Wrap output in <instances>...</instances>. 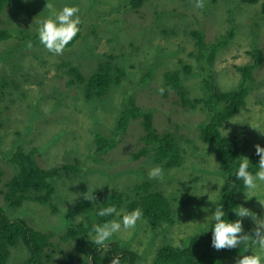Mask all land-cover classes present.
<instances>
[{"label": "rangeland", "instance_id": "1", "mask_svg": "<svg viewBox=\"0 0 264 264\" xmlns=\"http://www.w3.org/2000/svg\"><path fill=\"white\" fill-rule=\"evenodd\" d=\"M25 1L38 12L30 19L35 18L37 25L33 29L37 30L50 15L46 3L53 4L57 12L64 6L78 7L81 36L61 56L49 53L39 43L38 35L31 40V49L25 46L19 52L8 46L15 44V40L1 44V178L14 173L7 159L17 147L35 149V157L43 167L76 161L79 165L76 172L64 171L57 176L51 204L24 201L19 207H9L2 194L4 181H0V205L11 217H22L35 228L52 234L49 264L64 259L63 253H53V249L76 253L73 247H67L62 234L69 224L86 220V214L77 208L81 196L93 189L94 193L113 188L131 192L132 185L149 175L150 169L160 167L144 156L134 158L132 154L140 146L142 118L130 122L115 148L102 154L94 150L95 133L112 132L119 110L132 93L137 105L151 113L154 127L172 131L182 144L181 164L163 171V178L153 182H159L168 195L178 197L181 192H189L195 197L184 206L173 198L177 212L171 223L152 229L142 216L134 229L122 230L112 237L136 250L142 256L140 264H154L160 246L185 245L192 234L207 227L224 180L212 145L200 136L199 124L206 118L202 105L191 107L182 103L177 93L166 87L164 73L189 64L192 73L183 79L191 97L202 95L201 79L208 72H216L215 81L221 90L235 88L240 78L237 66L250 61L249 52L254 46L264 52V0H205L203 9L194 7L195 0H143L136 8L130 6V0ZM13 10L20 9L15 4L4 11L2 24L8 26L13 22ZM230 27L235 30L234 36L210 65L205 57L191 54L195 49L191 29H200L206 41H213ZM108 54L123 67L125 77L107 95L88 100L77 83L67 85L70 65H78L83 73L90 74ZM200 65L206 68L202 72ZM150 67H154L153 71L142 83L141 78ZM254 75L245 105L223 126L241 144L247 158L256 144H264V135L252 128L259 126L264 134V62ZM161 88L163 94L159 92ZM259 198H264V186L256 197L246 200L244 192L240 196L244 207L264 216ZM119 212L121 216L116 220L128 213L126 208ZM243 227L251 233L254 225L250 218L243 220ZM86 235L91 239L95 233L90 231ZM255 251L253 247L239 258ZM26 256L21 246L13 247L8 264H19Z\"/></svg>", "mask_w": 264, "mask_h": 264}, {"label": "trees", "instance_id": "2", "mask_svg": "<svg viewBox=\"0 0 264 264\" xmlns=\"http://www.w3.org/2000/svg\"><path fill=\"white\" fill-rule=\"evenodd\" d=\"M143 0H130L132 8L141 5ZM244 2H255L257 0H243ZM17 5L19 11L13 10L10 16L14 17L8 26L2 24L4 11ZM32 8V4L25 0H0V46L9 40H15V44H8L21 51L28 41L38 35L35 18L38 12ZM264 14V3L262 7ZM189 33L194 38L195 49L191 51L197 58H206L210 65L217 52L226 47L234 36L233 27L227 29L213 41H206L203 32L199 29H191ZM81 36H77L70 42V47ZM35 44V43H34ZM18 48V49H17ZM249 62L237 66L240 73L238 84L230 90H221L216 83V72H208L201 79L202 95L191 97L184 77L192 73L189 64L180 69L164 73L165 84L168 89H173L179 100L191 107L202 105L206 118L199 124L201 139L212 145L217 158L220 171L223 174V184L217 201L223 205L226 219L234 221L237 219L232 211L236 206L242 205L240 196L245 191L243 182L236 180L235 173L242 160L243 148L241 144L230 135L224 134L222 128L226 121L230 120L245 105L246 98L254 82V71L264 62L263 49L254 46L249 52ZM112 54L102 58L95 70L90 74L83 73L78 65H70L67 85L78 84L83 88L85 99H96L107 95L114 85H119L125 77V71L118 65ZM154 67L148 68L146 74L141 78L144 83L152 73ZM201 72L204 65H200ZM199 72H197L198 74ZM134 94L130 93L119 110L114 129L110 134L97 132L94 135V150L97 153H106L115 148L119 138L123 135L130 122L141 119L143 134L140 146L132 154L134 158L144 156L147 161L160 165L163 171L177 167L182 162V144L169 130L159 131L154 127L151 113L144 111L137 105ZM264 147V144H259ZM248 159L249 170L255 173L258 170L259 157L255 154L253 147ZM14 167V173L8 178H1L3 170L0 169V181L3 182L2 194L9 207H19L24 201H33L39 204H51L52 195L56 191L55 180L60 172H76L79 161L61 166L43 167L36 157L35 149L24 150L17 147L7 159ZM144 177V178H143ZM139 182L132 185L131 192H121L119 189L97 190L94 195L95 202L84 199L82 195L77 203L78 210L86 214V220L79 223L69 224L62 234V239L67 241V247H73L74 252L68 253L62 249H53L64 254L60 263L52 264H110V261L118 256L120 264H140L142 256L131 247L122 243L119 239L112 238L106 242V247H100L92 243L87 232L93 231L94 224H103L108 220L116 219L118 216L99 217L96 215L100 207L115 206L118 211L126 208L127 212L140 209L142 216L148 221L152 229H157L164 223H171L176 216L174 201L181 206L191 202L195 197L189 192H181L180 196L168 195L159 182L145 174ZM87 187L83 188L85 192ZM173 198L174 201H173ZM7 206V205H6ZM7 206V207H8ZM214 221L211 220L206 228L192 234L187 244L177 247L173 244H164L159 247L154 259V264H229L236 261L240 254L247 252L244 246L235 249L215 250L211 246L212 230ZM52 234L35 228L27 223L22 217H11L9 212L0 205V264H8L11 249L21 246L27 256L19 264H49Z\"/></svg>", "mask_w": 264, "mask_h": 264}, {"label": "clouds", "instance_id": "3", "mask_svg": "<svg viewBox=\"0 0 264 264\" xmlns=\"http://www.w3.org/2000/svg\"><path fill=\"white\" fill-rule=\"evenodd\" d=\"M46 7L49 9L50 15L47 19L40 22L38 29L39 43L54 56H61L67 45L73 41L80 31V9L76 6H64L57 12L51 3H46ZM194 7L203 9L205 7V0H195ZM26 47L31 49L33 47L32 42L28 41ZM159 92L163 94L164 89H159ZM252 128L258 130L261 135H264L259 126ZM223 130L227 136L230 130H225L224 128ZM255 154L259 157L258 170L255 173L249 170L250 160L247 157L242 158L235 173L236 180L243 182L246 200L256 197V193L264 186V147L256 144ZM149 177L152 179H162L163 170L158 166L153 167L149 171ZM94 191L95 189L86 195L84 199L95 201ZM257 201L261 208L264 209V198H259ZM232 211L235 213L237 219L229 221L225 218L226 214L223 210V205L215 207V211L210 216L211 220L214 221V225L211 228V246L217 251L235 249L237 247L241 248V246H244L245 250L251 251L254 247L256 249L254 253L242 255L241 258L236 260V264H264V216L257 215L243 205L236 206ZM96 215L99 217L116 215L119 217L121 213L113 205L100 207ZM141 217V210L134 209L131 212L123 214L119 220L113 219L103 224H94L93 232L95 235L91 238L92 243L102 248L106 247V242L111 240L115 234L120 233L122 230L134 229ZM245 218H250L254 225L251 233L244 231L243 220ZM175 246L182 247L179 243ZM110 264H120V258L115 256L110 261Z\"/></svg>", "mask_w": 264, "mask_h": 264}, {"label": "bare ground", "instance_id": "4", "mask_svg": "<svg viewBox=\"0 0 264 264\" xmlns=\"http://www.w3.org/2000/svg\"><path fill=\"white\" fill-rule=\"evenodd\" d=\"M239 75H240V73H239ZM255 76V75H254ZM134 156V155H133ZM127 160V159H126ZM132 160V159H131Z\"/></svg>", "mask_w": 264, "mask_h": 264}]
</instances>
